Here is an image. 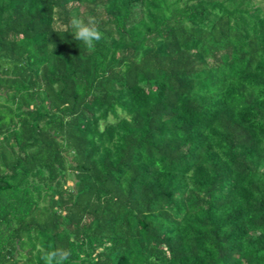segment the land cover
<instances>
[{
  "label": "trees",
  "instance_id": "1",
  "mask_svg": "<svg viewBox=\"0 0 264 264\" xmlns=\"http://www.w3.org/2000/svg\"><path fill=\"white\" fill-rule=\"evenodd\" d=\"M57 248L264 264V0H0V264Z\"/></svg>",
  "mask_w": 264,
  "mask_h": 264
},
{
  "label": "clouds",
  "instance_id": "2",
  "mask_svg": "<svg viewBox=\"0 0 264 264\" xmlns=\"http://www.w3.org/2000/svg\"><path fill=\"white\" fill-rule=\"evenodd\" d=\"M69 26L73 30L75 40L82 42L88 50H93L103 37L99 22L94 16H73ZM70 255L69 249L57 248L43 252L41 259L44 264H65Z\"/></svg>",
  "mask_w": 264,
  "mask_h": 264
}]
</instances>
